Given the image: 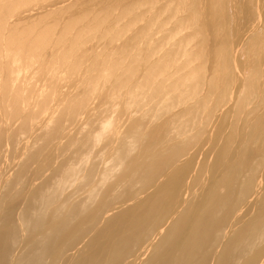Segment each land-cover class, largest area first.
I'll use <instances>...</instances> for the list:
<instances>
[{"label":"bare ground","instance_id":"bare-ground-1","mask_svg":"<svg viewBox=\"0 0 264 264\" xmlns=\"http://www.w3.org/2000/svg\"><path fill=\"white\" fill-rule=\"evenodd\" d=\"M7 17L0 264H264V0H163L137 38L176 24L135 80L88 59L81 18L59 35Z\"/></svg>","mask_w":264,"mask_h":264},{"label":"rangeland","instance_id":"rangeland-1","mask_svg":"<svg viewBox=\"0 0 264 264\" xmlns=\"http://www.w3.org/2000/svg\"><path fill=\"white\" fill-rule=\"evenodd\" d=\"M162 4L163 0H121L111 8L103 10V6L93 9L89 0H9L7 7H10L11 11H6L8 12L6 16H8L7 20L11 26L18 25L21 21L17 19H20L21 16L22 18L23 16H30L25 20L26 22L23 21L22 24L18 25L19 31L33 26H38L39 31H44L47 26L54 29L53 23L59 20V26L55 31L59 35L67 23L81 18L82 24L78 25L71 34L77 33V31H86L87 40L82 50L88 59L92 61L97 55H101L102 58L112 54L114 62H117V59L125 62L123 70L118 69L121 73L130 67L136 69L137 73L132 78L135 80L145 69L144 65L146 64L145 59L137 58L138 53L147 52L148 47L154 46L157 39L163 37L165 31L168 28H173L176 24L178 17L164 21L165 28L158 30L150 40L137 38V32L149 22V19L160 9ZM40 12L45 14L39 17L38 13ZM169 15H171L170 12L163 13L162 18L165 19ZM18 16L20 17L18 18ZM5 17L0 16V21L6 19ZM95 18L98 19L95 20ZM154 28L155 26L151 30ZM175 38L177 39L179 36ZM96 44L98 47L95 48ZM132 47H134L133 50H131ZM87 48H92L93 51ZM162 51L156 54L153 52V59L157 58ZM105 86V88L114 87V78L107 81ZM122 91L126 92L124 89ZM107 93L109 92L107 91ZM123 106L122 99L114 101L113 109L116 110L114 116L121 113ZM168 115L169 113L161 118V121H156L154 124L161 123ZM104 116L105 113L100 112L95 119L101 121ZM135 120H137V116L132 113L127 125L132 124Z\"/></svg>","mask_w":264,"mask_h":264}]
</instances>
